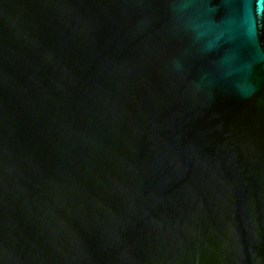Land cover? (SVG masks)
<instances>
[{
  "label": "water",
  "instance_id": "95a60500",
  "mask_svg": "<svg viewBox=\"0 0 264 264\" xmlns=\"http://www.w3.org/2000/svg\"><path fill=\"white\" fill-rule=\"evenodd\" d=\"M0 264H264V0H0Z\"/></svg>",
  "mask_w": 264,
  "mask_h": 264
}]
</instances>
